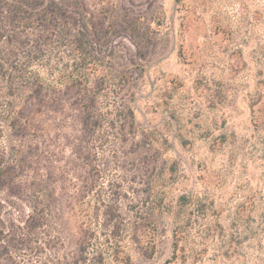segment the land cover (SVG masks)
<instances>
[{
    "label": "rangeland",
    "instance_id": "rangeland-1",
    "mask_svg": "<svg viewBox=\"0 0 264 264\" xmlns=\"http://www.w3.org/2000/svg\"><path fill=\"white\" fill-rule=\"evenodd\" d=\"M86 257L264 264V0H0V264Z\"/></svg>",
    "mask_w": 264,
    "mask_h": 264
},
{
    "label": "trees",
    "instance_id": "trees-1",
    "mask_svg": "<svg viewBox=\"0 0 264 264\" xmlns=\"http://www.w3.org/2000/svg\"><path fill=\"white\" fill-rule=\"evenodd\" d=\"M32 1V0H31ZM41 85H40V88L43 90V91H45L44 93H43V95H44V97H46V98H48V99H52V97L55 95V93H56V85L55 84H47V83H44V82H42V83H40ZM86 109H88V108H86ZM85 113H87V112H85ZM115 235V234H114ZM85 261H86V263L88 262L89 264H91V262H92V258L90 259V258H88V257H86L85 258Z\"/></svg>",
    "mask_w": 264,
    "mask_h": 264
}]
</instances>
